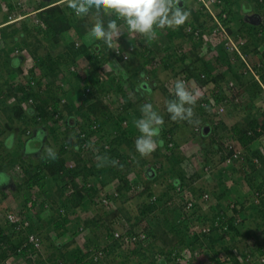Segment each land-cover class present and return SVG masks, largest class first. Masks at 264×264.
I'll use <instances>...</instances> for the list:
<instances>
[{
	"label": "trees",
	"instance_id": "1",
	"mask_svg": "<svg viewBox=\"0 0 264 264\" xmlns=\"http://www.w3.org/2000/svg\"><path fill=\"white\" fill-rule=\"evenodd\" d=\"M255 3L261 7L258 12H260L263 17L262 20L264 21V0H255ZM232 4H235L234 0H223V4H221L222 12L226 13V17H222L220 14L219 17H221L224 24H227L229 32L233 31L232 22L235 21L239 24V33L245 37L243 48L246 51L256 53L257 46L264 40V24L260 23L259 25H253L242 17H240L239 22L236 21L239 17L233 12ZM239 5L241 6V3H239ZM257 8L258 7H254L256 10ZM21 11L22 9L16 0H0V114L2 116L8 115V127L10 126L11 128V126H15V130L19 132L27 130L26 127L22 128L19 126L22 120H25L24 115L26 113L21 106V102L30 99L32 100V106L38 111L36 113L41 114L42 118L50 116L48 115L50 112L45 114L46 111L43 110V107L48 103L49 99L52 98L54 99L52 108H57L59 105V97H57L56 89H54L56 87L61 89L59 86H55L54 82L56 79L55 74H58V72L60 73L58 66L60 62H64L67 66L76 63V61L73 60L75 54L79 52L85 54L83 57L87 59V66H84L83 75H79L80 73H77V71L76 73L72 72V74L78 79H84L85 85L82 89L84 93H87V96L89 94L91 95L93 101L86 106V110L82 109L83 103L79 102L78 106L75 107L70 99H68L65 105L71 114H73V112H78L77 114L83 115L89 112V114L98 115H95L96 118L91 116L90 120L82 123H80L79 120L75 125L72 122L68 123L69 127L65 128V132L63 131L64 135L59 141L60 147L56 152L57 158L55 160L47 159L46 153L43 151L39 157L30 159L31 161L26 158L27 161L30 162L29 165L25 166V158L20 156L19 152L20 145L17 146L18 149L15 147L7 150L4 146L2 147L0 140V146L5 152V154L0 152V157L4 158L0 159V167L8 170L7 172L9 174L11 173L9 168L17 162L20 163L24 170L22 183L26 189V196L23 195L21 203L18 202L13 205L6 201L5 203L10 209H17L22 222L25 220L28 221V223L21 228V232L18 233L13 231L11 224L7 220L3 219L4 222H0V264H15L11 263L10 260L17 254L24 258L28 264H113V258L116 259V264H130V260H133L136 264H177L175 263L177 262V258H182L183 256L187 264H223L221 252H226L230 257H233V250L236 248L242 251V249L245 248V244L250 245L255 251H258V253L263 254L264 240L260 245L258 241L250 242L249 240L252 234H254V230L257 228L261 229L264 233V190L259 195L258 202L251 203L250 205L247 203L245 204L242 197L238 195L239 208H234V211L238 212L237 216L240 218L239 222H237L236 215H228L225 209L217 210L213 205L218 202V206V204L231 193L230 187L222 185L224 180L222 176L226 168L227 170L232 169V173H235V170L238 168V166L234 164L227 163L231 151L225 148L222 141L223 137H236L245 149L244 157L249 161L251 160V156H257L259 158V163L264 167V150L261 148L257 150L259 146L253 149L250 148L252 142L256 140L258 136L264 134V113L259 112L255 105L257 95L264 92V50L261 52L263 58L261 60L259 59L261 62L260 66H257L260 79L255 78L252 74H245L244 76L235 73L228 59L226 58V60H223L225 64H227V67L233 72L236 81L239 82L240 89L248 92L246 98L242 99L239 97L238 101H236V94H230L221 88L216 90V92L213 91L214 87H211L213 89L210 92L202 90L204 92L203 94L201 93V97L204 99L205 104L204 106H199L204 112V115H201V117L203 121L207 119V121L214 126L213 134L215 135L211 136L210 141H216L217 148L212 147V144L208 150V143L205 145L206 147L202 148L207 151L205 152L207 156L203 158L204 163L201 164V167L205 166V164L212 166L211 162L216 164V170L211 167L208 169L213 175H207V177H205L208 182L214 180L213 185L210 187L206 186V181L202 184L195 183L194 180L196 178H202L201 174L203 171L199 172L200 169H198L194 174L188 175V167H181L180 165L183 157L180 156L173 161L171 170L164 167V163H161V165L155 167L156 176L152 178L143 176V185L141 189L138 190L135 186L130 184V181L126 177V175L133 170L131 169V163L134 160L132 158L138 156L134 147L135 142L129 136L134 134L137 130L134 122L141 117V112H139L138 109H135L132 113L130 112L128 106L131 105L132 96H130L128 91H131L134 83L139 79L137 72L140 66L146 70L145 63H141L139 67L134 66V61L132 59V50L134 46L130 45L132 46V50H128L120 43L121 49L127 50L125 61L131 66V70L129 69V71L127 70L128 72L125 73L127 76L126 86L123 88V83L115 79V76H110V82L112 84L110 85V83L104 80L100 81L99 78H97L98 70L103 67V64H109V59H105L107 55L105 51L100 50L101 54L98 52L95 54L90 53L86 49V46L91 44L88 39L83 38V43L77 47L73 42L69 43L65 37V32H67L69 28L74 29L77 35L81 37V35L87 32L92 26L93 21H84V17H75L72 10L61 2L60 4L51 5L38 11L35 17L27 16L20 19L22 28H17L16 22L18 20L12 18L20 14ZM200 16L203 17V22L205 20L208 22L211 20L209 14L199 9L194 12L193 17L195 20H192V22L200 23L197 20ZM108 19L109 17H107V20ZM107 20H105V23ZM200 26L203 27L201 23ZM181 29L182 27H179V29H174V31L176 33L180 30V37L183 38L185 36L189 38L188 35L181 32ZM128 38L129 37L126 39ZM159 44L160 43H155L157 46ZM43 45L47 46L45 51H48L50 47L55 48L57 45H60L61 49L58 50V54L55 55L56 57L54 55H51L53 56L51 57L47 52L49 59H46L44 58L46 52H44L43 55L40 50ZM157 46V51L155 48L154 54H160V48ZM168 46L167 44L164 49L168 50ZM66 49H68V52H65ZM110 52L112 54L111 49ZM217 52H219V59H223L224 53L222 54L220 49H218ZM19 54L23 55L24 60L22 59V63L26 59H35L37 63L36 66H42L48 72L42 73L40 71L34 73V64L24 68L18 66L15 72H12L13 68L11 63L13 62L11 61L16 57L20 58ZM141 54L143 53L141 52ZM166 55L171 59L172 52L167 51ZM115 58H113V60L117 62L120 60L119 58H121V56L119 55L118 58ZM202 60L204 61L203 66H201V63H198L199 57L196 49H189L182 55H178L176 59V61L183 66L181 71L185 73L187 78H191V81H195L194 83L198 90L203 89L206 85L212 86L213 81L218 83V80L223 76L221 74H224L223 72L214 74L213 70L215 64H209L208 59L205 60L203 58ZM149 62L151 61L149 60L148 63ZM163 62L165 68L170 65L165 60ZM173 70V76L179 72L174 68ZM148 72L150 74L153 73L152 78H156V72L154 70L151 69L148 70ZM40 75L44 77H46V75L48 76L46 77L48 78L46 90L41 87L43 81H41ZM35 83L40 84L39 89L42 90V92L36 90ZM111 86L120 90L126 100L124 110L117 115H113V117L109 112L110 110L108 111L109 108L107 104L103 103V98L107 95L106 93L112 90ZM161 86L162 93L168 95V100L173 99L172 92L167 87ZM74 88L75 90L77 89L76 85ZM34 98L36 99V103H33ZM220 101L228 102L230 104V111L234 109L240 114L237 113L239 116L238 120L230 127L229 132L224 131L219 133L215 130L217 125L214 123L213 109L216 103ZM196 114L197 111L194 110V121L199 122L197 121ZM27 115L28 114H26V116ZM130 116L134 118V122ZM162 117L164 119V124L162 125L163 132H161V135L164 148L166 150L179 148V143L171 135L173 133V123L175 122H169V120H167L169 116ZM52 118L54 120L53 122H56V119L61 117L56 115ZM122 121L126 123L121 124ZM167 122L172 127L166 128ZM185 122L188 123L187 121ZM93 124H96L97 128L92 127ZM218 124L222 128H226L221 122H218ZM107 125L110 126L107 127ZM249 130L251 132H249ZM192 131L194 132L193 129ZM3 132H5V129L0 125V134ZM91 137H94L92 140L93 142H90ZM123 142L124 146H122ZM87 148L90 150L87 157L82 156L80 152ZM159 149L160 147H157V150L154 151V155L156 157L162 156L164 157L163 160H165L166 154L160 151L158 154L157 152ZM208 152L209 154L217 152L218 156L215 155L217 160L216 158L212 159V157H208ZM97 155L114 159L118 161V165L113 167L109 164L105 167L97 168V160L95 159ZM127 155L131 158H128ZM125 156L128 160L131 159V161H127ZM64 157H69L67 160L71 159L72 164L69 166L66 165ZM157 159L161 160L160 158ZM138 162L144 165L149 161L140 157ZM250 166L255 167L252 163L249 164V167ZM170 171H173L176 175L169 182L173 183L175 179H179V190L187 188L196 196L197 201L194 204L195 208H182L177 210L175 215H164L158 220L156 217L158 215H153L151 214L152 212L149 214V212L156 211V208H160V205L162 207V204L166 203V200L168 201L171 196L169 190H171L172 187L170 189H167L169 187H161L160 190L156 191L153 182H157L159 179L157 183H162ZM135 173L138 175H142L143 173L137 165L135 167ZM216 173L221 176H217ZM255 176L256 175L252 177L237 174L228 175L229 178L233 177L232 179L234 181H238L237 179L239 178L244 179L246 183L251 184L252 188H262L264 186V175H259L260 179L257 181L253 179ZM78 177H82V179H77ZM112 179H117L118 181L115 190H106L103 196H101V190L96 188L94 183L97 182L105 186ZM88 180L90 182H95L91 184ZM67 185L71 186V190L65 193L64 188ZM177 188L174 187V189ZM0 191L5 192L1 189ZM127 191L130 192V196L133 195L135 198L137 197L139 199L137 212L132 215H130V211L127 210ZM204 193H209L214 201L208 200L204 203L203 200H201ZM40 194H44L45 199H49V203L46 202L45 205V203L42 202L40 204V201H42L41 199L38 201V195ZM180 198L183 202L182 204H184V198L181 196ZM30 199L33 202L31 207L27 204ZM109 200H111V202H117L118 205L112 207ZM38 202L41 205V209L39 212H36L33 209ZM59 207L65 211L63 214L60 212L61 209H59ZM249 208L252 209L251 212L247 211ZM83 210H86L87 214V217L84 219L80 213V211ZM38 213L44 215L45 218L42 216L39 217ZM83 215L85 214L83 213ZM194 215H196V217L193 221L192 217ZM207 218L213 221V225L210 226L209 231H194L192 233L189 230L190 223H200ZM247 219H251L253 223L251 225H246ZM142 220L147 224V226L143 227L146 232V238L136 239L134 242L135 244L137 242L142 243L151 237V241L148 245L137 243L136 246L128 250L122 249V252L121 250L119 252L114 251L117 246L125 241V237L129 233H132L134 227L139 225ZM214 221H219L221 225L226 224L227 227L220 231L218 229L219 224L216 225L218 222L214 225ZM49 224H52V226L54 224V227H49ZM241 225H245V228H242V230H240ZM69 229H72V233H75V235L85 229L89 231L88 233H90L91 236L85 239L84 247L77 243L68 246L61 241L56 242V238L65 235V232ZM53 230H58V232L56 231V235L52 233ZM117 231L119 232L118 236L115 235ZM34 232H37L36 235ZM31 233L37 237L39 242L38 245L34 243V239L29 240V234ZM14 235L18 237L17 240L12 239ZM104 236H106L105 240L107 242L105 245L107 247H101L99 244L104 241ZM72 240L74 241V239ZM156 241H160V243L157 244ZM99 248H102L104 251V258L98 256L97 253ZM185 248L189 251V255L184 254ZM157 255H160V257H157ZM19 256L18 258H20ZM201 256L204 257V260L199 259ZM255 263L256 262L253 264ZM260 264H264V260L260 261Z\"/></svg>",
	"mask_w": 264,
	"mask_h": 264
},
{
	"label": "rangeland",
	"instance_id": "2",
	"mask_svg": "<svg viewBox=\"0 0 264 264\" xmlns=\"http://www.w3.org/2000/svg\"><path fill=\"white\" fill-rule=\"evenodd\" d=\"M234 2H235V4H232L231 6H232L233 12H235V15L239 17L236 20L238 22H239L240 17H242V18L244 17V15H243L244 12L241 13V9L243 10L247 6H251L252 4H255V0H242L243 3L240 2V0H234ZM26 3L28 4V8H29L28 10L35 9V7H34L35 5L31 4V2L29 0H26ZM239 3H241V6L239 5ZM23 6H24V4H23ZM197 15L199 16V13L198 12H197ZM190 18H192L191 20H193V21L195 20L194 17H190ZM197 20L203 25V28L206 29V31H207L208 30V27H209V25L207 23V20H205L203 22V17L202 16L198 17ZM186 23H188V19L186 20ZM16 24H17V26H16L17 28H22V26H21L22 24H21L20 20H18L16 22ZM183 25H185V23ZM175 29H177V28H175ZM178 32L175 33V31H173V32L167 33V32H164V29H163V30H160V31L156 32V38L154 40H151V41H149L145 37H142L141 35L133 34L131 36H128L130 38H128L125 41L123 40V42H121V45L125 49L127 47H129L130 45H132V46H136V44L139 45L138 46L139 52H137V50H134V49L132 50L133 51V53H132V59H133V61L134 60H137L138 61L140 59L139 65H141V63H143V64L145 63L146 70L147 71L152 69V70H154L156 72L155 73L156 74V78L155 79H151V80L148 81V77H145V74H142V72L145 69L144 68H140L138 70L137 73H138V77H139V79H138V82H139L138 83V87L140 89L139 91L141 93L142 92L143 93H145V92H151L152 93V100H151V102H148L147 100H144V98H141V100H137L135 98L136 99V102H137L136 103L137 109L139 110L140 109V106L143 105V104H145V103H151L153 105L154 109L156 111H158V113L161 116H169V118L167 119V120H169V122H174V121H172L170 119V115L166 111V103L165 102L168 100V95H165L164 93H162V89H161L162 86L161 85H163L165 87H168L169 84L167 83V80L170 81L171 78L174 77L173 76V71H174L173 68L174 69L175 68H178V63L179 62L176 61V59H177V55L179 54V49L182 48V49H184V51H187L190 48L196 49L193 46V44H191L189 41H186L185 40V38H186L185 36L183 38L180 37V30H178ZM65 33H66L65 34V37H66V39H67V41L69 43H72V42H74V40H78L79 39V36L75 32V30L72 29V28L67 29V32H65ZM173 33H175V34L173 35ZM246 36H248V35H246ZM138 37H140V39H137ZM80 38L82 39V37H80ZM122 38H123V35H121V39ZM205 38H207L206 35L202 39V42H201V43H203L202 46H205L208 43V40L205 39ZM133 41H136V44L133 43ZM68 42H66V43H68ZM152 42L153 43H160L159 45H160L161 48H164L168 44L169 45V48L171 49V52H172L171 59L168 56H164L163 58H160V55L159 54H154L155 53V49H154V53H153L154 54L153 55L154 57H152V56L148 57L146 53L148 52V49L149 48L146 49L145 48V46H146L145 44L152 43ZM60 43H62V42H60ZM46 45H49V44H46ZM46 45H43L40 48L41 53L43 55H44V52H46L45 55H44V58H46V59L47 58L49 59V57L47 56L48 53L50 54V56L51 55H54L55 56V55L58 54V50L61 49L60 48V45H57L55 48L50 47V49H48V51H45V48H47ZM69 47H70V45H69ZM212 47L213 48L209 49L210 52L207 51V50H202L199 53V55H198V57H199L198 63H201V66H203L204 65L203 64L204 61L202 59L203 58L205 60L208 59L209 60V64L215 63V67L216 68H214L213 73L214 74H219L220 72L222 73V70L224 68V65L223 64H225V62L223 60H226V53L224 54L223 59H219L220 56H219V52H217V50L220 49L222 51V54H223V48H222V44H221V41L220 40L217 41L216 48L214 46H212ZM140 50L143 52V54H141ZM65 52H68V49H66ZM152 52L153 51H151L150 55H152ZM250 53H251V60L254 61V62H256V59L259 57L258 54H256L255 52H252V51ZM80 55H81V53L75 54V58H74L73 61H76V60L80 59ZM51 57H53V56H51ZM14 59L16 60L17 57L14 58ZM164 59H165V61H167L170 64L166 68L164 67L165 65H163L164 64V62H163ZM149 60H151V62L148 63ZM19 61L20 60L18 59V62ZM33 62L36 63L35 59H33V60L32 59H26L25 60V67H28L30 65H33ZM82 63H84V61H82ZM36 65H37V63H36ZM60 65L58 66L59 67L60 74H59V72H58V74H59V77H60V79H61L62 82H58L57 81L55 83V86H59L61 89H59L58 87L54 88V89H56L57 97H59V101H58L59 105H58L57 108H52V104L54 103V99L52 98V99H49L48 103L45 104V106L43 107V110L46 111L45 114H48L50 112L48 114V115H50L49 117L42 118L41 114L36 113L38 111L35 109V107L32 106L33 105V104H31L32 102H30L28 104H26L25 102H21V105H22L23 108L30 107L29 109H31V111H29L30 115L29 116L28 115L26 116V113H25V115H24L25 116V120L24 121L22 120L21 124L19 125L22 128L23 127H26V128L29 127V128L27 130H25V131L22 130L23 132L20 131L21 133L18 131L19 133L17 135L18 138L21 139V141H24L21 144V148H19V150H21L22 153L25 155V157H27V159H29V160L30 159H35L36 157H39L41 155V153L43 151H45V149L48 148V147L55 148L56 152L59 149V147H60L59 146V143H60L59 141L61 140V137L64 135L63 131L65 132L66 129H65V126L62 125L63 122H64V120L58 118V119H56V122L55 123L53 122L54 120H53L52 117L53 116H56V115L53 114L51 111H54V109H55V111H59V109L61 107L62 100L65 98L66 99L65 101H68V93H71V96L69 95V97H70V100L73 102V105L75 107H77L78 104H79V102H81V103H83L82 109L86 110L85 109L86 106L90 103V101L85 100V96H83V93H81V88L78 91H77V89L75 90V88H74L75 83L74 82L71 83V81H69L68 77H69L70 73L68 72V70L66 68V67H69V66H67L64 62H60ZM84 65H86V64H84ZM84 65H79L80 72H83L84 71V68H85ZM124 67H127V66H124ZM225 67H226V64H225ZM89 68H91V67H89ZM35 70L36 71H39V69H37V68H35ZM41 71L48 72L45 69H42ZM119 72L121 73V68L120 67L117 69V72H114V75L115 76L118 75ZM178 74H180V73H178ZM178 74H176V75H178ZM0 75H1V71H0ZM108 75H111V73L108 74ZM221 75H223V76L218 81H221V83L223 82L221 84L222 85L221 87H222L223 90H224V88H227V89H225V91H227L228 93H230V94H236V96H238V97L242 96L243 97L242 99L246 98V96L248 95L247 94L248 92L245 91V90L240 89L239 82H237L236 79L234 80L235 81L234 84L228 86V84H227L228 82L227 81L230 78H233V77L231 76L230 78H228L225 74H221ZM111 77H113V76H111ZM111 77H109L108 80H107V82L110 83V85H112L111 82H110L111 81L110 80ZM124 79L127 80V76H124ZM193 82H195V81L193 80ZM213 83H214V81H213ZM204 87L208 91L210 86L208 87L206 85ZM211 87H214V89H215V86H211ZM72 89H73V92H71ZM196 89L197 88H195V90ZM256 99H257V102L256 103H257V106L259 108L258 111L264 113L263 106L261 104V102L262 103L264 102V92L261 93L260 95H257V98ZM12 100H14V99H12ZM33 100H34L33 103H36V99L34 98ZM106 104H109V103H106ZM31 106H32V108H34V110L31 108ZM108 108L110 109L111 106L109 105ZM111 110H115V109L111 108ZM194 110L197 111V112H199V114L204 115L203 109H201L199 107V104L198 103H196V105L194 106ZM235 111L236 110L233 109L227 115H224L222 117L218 116V118H217L218 122H220L221 121V118H223V117L228 122L234 120V116L231 115V114L233 112H235ZM109 112L112 115V117H113V115H117V111H115V112L109 111ZM77 113L78 112H73L72 118L74 119L75 122L72 121V120L71 121L74 122V125L79 120H80V123H82L84 121L90 120L91 116L94 118L95 115H98V114L92 115L91 113L89 114V112H86L83 115H79ZM5 116H2L0 114V125H1V127H3L5 129V132H9V134L14 135V133H17V130H15L16 127L15 126L14 127L11 126V128H10V126L8 127V125H7V121H8V118L7 117H8V115H5ZM99 118H101V117H99ZM130 118H132L133 119V122H134V118L132 116H130ZM199 118H202V117H199ZM63 119L67 120V118H65V117ZM183 122H185V121H183ZM218 122L216 123V125H217L216 126V129H215L216 132L221 133V132H224V131L225 132L226 131L227 132L230 131V127H232V125L231 126H228L227 124H225V127L226 128L225 129L223 128L224 129L223 130L222 127L218 124ZM10 123H12V122H10ZM181 123H182L181 121H177V122L175 121V123H173V132L177 133L176 130L177 131H182L183 130V128L182 129L179 128L181 126ZM109 126L110 125H107V127H109ZM170 126L171 125H168V122H167L166 123V128H169ZM104 127H105V125H104ZM213 127L214 126H212V128H211L212 129L211 134H208L207 135L208 137H206V140L204 141V143H203V140L201 141V145H202V143L204 144L203 147H206L205 145H207V143H208V148H207L208 150L210 149V147H211L210 145H212V144H213L212 147L217 148L216 141H214V142L210 141L211 136L212 135H215V134H213V129H214ZM5 132H3V133L0 134V138L3 137V135L5 134ZM161 132H163V130ZM183 132H184V130H183ZM139 135H140V132L137 129L135 131V133L132 134V135H130L129 137H131V139L135 142L136 138ZM171 135H173V137L175 138L174 133H172ZM55 137H57V138H55ZM93 139H94V137H91L90 142H93L92 141ZM156 139L158 141L159 140H162V135H160ZM195 141H197V140H195ZM177 142L179 144L183 145L182 142H179L178 140H177ZM46 143H47L48 146L46 145ZM6 144L8 145V142ZM122 146H124V142L122 143ZM134 147H135V143H134ZM203 147L200 146V148H197V152L199 154L198 153L196 154V152H194L193 154H191L192 156L190 155L189 158H188V157H185L186 152H185V150L181 149L180 146H179V148H174V149L166 150L164 148V144H163L162 146H160V149L158 150L157 153L159 154V151H160L161 153L166 154V159L163 160L164 157L159 156L158 158L161 159V160H159V159H157L155 157L154 154L153 155L152 154L149 155L148 156V159H150L153 162L156 161V163H155L156 166H159V165H161V163H164V167L169 168L171 170V168L173 167V165H172L173 161L177 157L179 158L180 156H183L182 157V160L180 162V165H181V167H188V170H189L187 172L188 175L194 174V172L196 170H198V169H200L199 172H202L203 171L202 174H201L202 175V178L199 177V178H201V180L198 181V184L199 183L202 184L203 182L206 181L205 177H203V176H205V175H209V176L210 175H213L212 172H210L208 170L209 167H211V168H213V169L216 170V168H215L216 164L215 163L213 164L212 162H211L212 166L211 165H208V164H205L206 168H204L205 166H202L201 167V164L204 163L203 162V158L205 156H207V154L205 153L207 151L204 150V149H202ZM12 148H14V147H12L11 145H9V146L6 147L7 150L12 149ZM16 149H18V147ZM262 150H264V148H262ZM210 151H212V150H210ZM0 152L3 153V154H5V152L3 150H1V149H0ZM89 152H90V150H88V148H87L85 150H82L80 153L82 154V156L87 157V154ZM212 153L209 154V152H208V157H212V159H214V158H216V156H218L217 152L214 153V154H212ZM127 157L125 156V159H127V161H129ZM137 157H141L139 155V153H138V156ZM68 158H65V164L69 166L70 164H72V160L71 159L70 160H67ZM0 159H4V158H1L0 157ZM27 159L25 158V161H26L25 166L29 165V162L31 161V160L30 161H27ZM139 159L135 157L134 162L131 163V169L135 170V167L137 165L139 167V169L142 170L143 173H147V174H148V172L151 173L152 171L151 170H148L147 163L144 164V165L143 164H140L138 162ZM216 160H217V158H216ZM247 164H248V168L241 169L242 172L240 171L239 173H237L238 172L237 171L236 173H232L230 171L231 169H229L228 171H225L224 175L222 176L224 178V180L222 182V185L231 188V193H229L231 199L237 197L239 194H242L245 190L247 191L246 193L248 194L250 192V189L252 187H251V184H249V183H246V184L243 185L241 183V180L242 179L240 180V178H239V179H237L238 181H234L233 179H231L233 177L229 178L228 175H231V174L232 175H236L237 174V175H247L249 177H252V176L256 175L255 178L253 177V179L256 180V181L258 179H260L259 178V175L260 176L261 175H264V167L261 166L262 165L261 163H259L258 166L253 165L255 167H251V166L249 167V164L250 163H247ZM9 169H10L11 175H13L14 179H12L10 181L11 188H9V190L7 188V191L6 192L0 191V195H1L0 198L1 199H5L4 197L7 195V193L8 194H12V198L10 197V199H8V197H7V199H5V200L8 203H10V204L13 205V204H16L18 202L21 203V199H22L23 195L26 196V189H25V186H23V183H22L23 177H24V174H23L24 173L23 172L24 170H23V167H21V164L18 163V162L15 163ZM220 172H221V170H220ZM6 174H7V170L4 169V168H2V167H0V175H1L0 183L2 185L5 184ZM216 174H217V176H221V175H218V173H216ZM63 175H65V174H63ZM134 175L135 174L128 173V175H126V177L130 181V184H132L133 186H135L139 190L141 188V186L143 185V181L141 180V182L138 185L137 184V181L138 180H137V178ZM136 175H138V174H136ZM167 175L168 176H166L164 178V181L162 183H157L159 179L157 180V182H153V183L156 184V187H155V190L156 191L160 190L161 187L162 188L163 187H169L167 189H170L172 187L171 190H169L170 191L169 193H170L171 196L169 197L168 201L166 200V203L162 204V207L160 205V208L161 209L158 207V209L157 208L155 209L156 211H150L149 212V214L152 212L151 214L158 215V216H156L158 218V220H159L160 217H163L164 215H171V216L172 215H175L177 213V210L182 209V206H183L182 200L180 199L179 195L177 193H175L176 190H174V188H173V187H175L174 185H178V186L180 185V180L179 179H175V182L171 183L169 181L174 178V176L176 175V173H174L173 171H170ZM77 179H82V177H78ZM94 182L95 181H91L90 183L92 184ZM213 182H214V180L213 181H210V182L206 181L205 184H206V186H209L210 187V186L213 185ZM15 184H17V187H15ZM94 186L95 187L98 186L97 182L94 183ZM107 187L108 186L105 187V190H107ZM64 190H65V193L69 192L71 190V186L70 185H67L64 188ZM27 191H28V189H27ZM109 191H112V190H109ZM15 194L21 195L20 196L21 198H17L16 199ZM130 195H131L130 192L127 191V196H126L127 197V199H126L127 210L130 211V215H132L135 212H137V205H138L139 199L137 197L135 198L133 195L132 196H130ZM48 201H49V199L47 200V202ZM109 203H110V205L112 207H116L118 205V203L115 202V201H112V202H109ZM248 205H250V204H248ZM37 207L39 208V206L36 205L35 206V209ZM59 208L62 209L61 207H59ZM85 211L86 210H83L81 212V214L83 212H85ZM247 211L251 212L252 209L249 208ZM60 212H62V214H63L65 211L63 210V211H60ZM82 217H83V219L86 218L87 217V214L82 215ZM195 217H196V215H194L192 217V220L195 219ZM246 221H247L246 225H248V224L251 225L253 223L251 219H247ZM0 222H4L3 221V217H0ZM144 226H147V224H146V222H144L142 220L141 223H140V225L137 228L134 227V229H138L139 227L143 228ZM242 228H245V225H243V226L241 225L240 230H242ZM72 231H73L72 229L67 230L65 232L66 233L65 235H68V234L69 235H72ZM87 232H89V231H84V232H82V234H79V235H75V233H73L72 237L74 239L80 241L78 243V245H81L82 247H84L83 242L85 241V239H87V238H85L84 234H86ZM87 235H90V233H88ZM12 239L13 240H17L18 237H16L14 235ZM105 239H106V236H104V241H102L101 243H99L101 245V247L106 246L105 244H106L107 241ZM263 240H264V233L262 232L261 229L257 228V229L254 230V234H252V236H251V238H250L249 241L250 242L258 241L259 242V245H260V244H262ZM150 241H151V237L149 239L145 240V242H142V243H144V245H148V243ZM137 243L138 244H142L140 242H137ZM137 243L135 244V242L134 243H131L129 241L128 242L124 241L121 245L117 246L114 251L119 252L121 250V252H122V249L128 250V249L133 248L134 246H136ZM156 243L159 244L160 241H156ZM73 244H69L68 246H71ZM245 246H246V244H245ZM100 249L102 250V248H99L98 251ZM256 252L258 253V251H256ZM258 254L261 255V256H263V260H264V253H263V255L261 253H258ZM185 255H189V251L186 250V248H185ZM18 256H19V254H17L14 258H12V261H14L15 264H28L27 261L24 260V258H22L20 256H19L20 258H18ZM103 256L105 257L104 254H102L100 257L101 258H104ZM203 258L204 257H202V256H201V258L199 257V259H201V260H204ZM112 262H113V264H116L117 261H116V259L113 258L112 259ZM253 263H251V264H253ZM258 263L260 264V261H257L255 264H258ZM108 264H110V263H108ZM130 264H136V263L133 260H130Z\"/></svg>",
	"mask_w": 264,
	"mask_h": 264
},
{
	"label": "clouds",
	"instance_id": "3",
	"mask_svg": "<svg viewBox=\"0 0 264 264\" xmlns=\"http://www.w3.org/2000/svg\"><path fill=\"white\" fill-rule=\"evenodd\" d=\"M16 1L20 5V8L22 9V13H20L17 16L12 18L15 20L16 19L20 20V19L27 17V16L35 17L37 15L38 11H40V10H42L48 6H51V5L60 4L61 2L66 4L67 8L72 10V12L75 14V17L83 18L86 16H91L93 23H92V26L87 30L86 36L90 39L95 40V41H103V43L106 44V46L103 47L101 45V43H98V44H92L91 43L88 46H86V49L88 50V52L94 53V54L97 52L100 53V50H104L105 53L107 54L105 56V59H109L108 60L109 64L106 65L104 63L103 67H101V69L98 70L97 78H99L100 81L104 80L107 82V80L110 76H115L114 71H115L116 66L114 67V65H113L115 63L113 58H115V57L118 58L119 55L111 54L110 49L113 48L114 42L115 43L117 42L120 45V43L118 42V39L121 37L122 32H121L120 26L118 25V20L123 21L125 23L126 30L128 29L127 32L129 31L128 33L126 32L128 36H131V35L136 33L137 35L144 36L149 41L154 40L156 38V29H165V28L174 29V28L182 25L181 31L184 32L186 35H188L190 38L189 39L186 37L185 40L189 41L191 44L197 45L198 53H200L202 50L209 51V49L213 48L212 46H214L216 48L217 41L220 40V39H218V40H215L214 42L210 40V27H211L212 22H213L212 20H210L209 22L207 21V23L209 25L207 31L202 26H200V23H195L192 21L186 23V20L188 19L190 13L188 11L182 9L179 5L181 2L185 3L188 0H41V1H43L41 6H40L42 9L35 8L33 10H28L29 8H28V4L26 3V0H23V1L22 0H16ZM23 4H24V6H23ZM256 5H258V4L255 3V4H252L251 6H247L243 10L241 9V12L245 13V11H244L245 9H250V13L258 12V10L254 9V7ZM221 9H222V6H221ZM258 13H260V12H258ZM104 17H109V19L107 20L106 23H105ZM111 17H115V18H111ZM243 19L248 22L247 18L243 17ZM184 23H185V25H183ZM248 23H250V22H248ZM250 24H252V23H250ZM189 25L192 27H199L201 29V32H200L201 34L199 37L195 38L190 32L185 30L186 26H189ZM253 25H257V24H253ZM205 35L207 36V38H205V39L208 40V43L206 45L204 44L205 46H202L203 43H201V42H202V39ZM137 39H140V37H138ZM73 43L75 46L79 47L83 43V38L81 39L79 36V39L74 40ZM221 44H222V42H221ZM134 49H135V46H134ZM180 49H179L180 52L178 55H182L185 52L184 49H182V48H180ZM191 49H193V48H190V50ZM79 53H81L80 59L76 60V63H73L71 66L69 65V67H67V70L71 75H73L72 72L76 73V71H77V73H80L79 75H83V73H84V71L80 72L79 65L86 64L87 59H86V57H83L85 55V54H83V52H79ZM223 53L224 54L226 53V58L230 62L235 73L241 74V75L251 74L250 72H248V73L240 72L239 68H238V65H239L238 61H235L236 63L235 62L232 63L228 57L227 52L224 50V48H223ZM256 54H258V53L256 52ZM258 56H259V54H258ZM20 57H21V55H20ZM21 59H22V57H21ZM119 59H120L119 60L120 62L122 60L125 61V59H122V57ZM259 59L260 58L258 57L256 59V61H260ZM83 60H85L84 63H82ZM24 64H25V61H24ZM33 64L35 65L34 66L35 68L39 69L38 72H40L42 69H44L42 66L37 67L36 63H33ZM257 66L259 67L260 65H257ZM182 68H183V66L180 63H178V68H175L176 71L177 70L179 71V72H177V74L182 72L181 71ZM38 72H36V73H38ZM41 72H44V71H41ZM110 73H111V75H108ZM231 73H232L233 78H230L227 81L228 86H229L230 80H233V84L235 82L234 81L235 76H234L232 71H231ZM142 74H145V77H148V81L151 79H155V78H152L153 73L150 74L146 70H144L142 72ZM258 74L260 76L259 71H258ZM121 76H122V74H120L119 77H116V79L123 83V88H124L126 86L127 80H125L124 77H121ZM125 76H126V74H125ZM176 76L177 75H174V77H176ZM43 80L45 82L43 81V84L41 85V87L45 90L48 78L43 79ZM57 81L62 82L59 76H56V79L54 80L55 83ZM170 81H167V83L168 84L172 83ZM138 83L139 82L136 81L134 83V86L131 88V91H128L130 96H133V97H131V100H132L131 105L128 106L130 108L131 113L133 111H135V109H137L136 99L141 100V98H144V100H147L148 102H151V100H152V93L151 92H145V93L142 92L141 93L139 91L140 89L138 87ZM222 83H221V81H218V83L214 82L213 86L215 85V87H216L215 89H217V90L219 88L222 89V87H221ZM84 85H85V83H83L81 86H79V85H78V87L76 86L77 91L81 88V93H83V96H85V100L91 102V101H93L91 99L92 98L91 95L89 94L87 96V93H84V91L82 89L84 87ZM39 87H40V84L35 83L36 90L38 92H42V90H40ZM111 87H112L111 88L112 90H110L109 92L106 93L107 95H105V97L103 98V103H109V104H107V106L110 105L111 108H113L115 110H111V108L108 110L113 111V112L117 111V114H118L124 110V107H125L124 104H125L126 100H125V97L122 95V92L120 90L113 88V86H111ZM173 87H174V89L172 90V94H173L174 98L167 100L165 102L166 103V111L170 115V119L174 122L175 121H187L188 123H185V124L192 123L191 124L192 126H190V128L192 127L194 132H197L196 135H198V137H200L201 132H203V135L205 134L206 137H208L207 135L211 134V132H212V129H211L213 126L212 123H209L208 121H206V123H205L202 120V118H199V117H201V114H199V112H197V114H196L197 115V121H199V122L194 121V106L196 105V103H198L199 106H204L201 103L203 98L201 97V93H200V91L203 90L204 87L201 90H198V89L195 90V88H197L195 85L187 87L186 83L183 80H179V79L173 83ZM123 88H122V90H123ZM167 88L169 89V86ZM263 88H264V85H263ZM225 89H227V88H224V90ZM240 97L243 98L242 96H240ZM68 99H70V97H68ZM65 100H66L65 98L62 100L61 107H60L59 111H55V110L51 111L53 114L60 116L61 117L60 119L64 120V122L62 124L64 126H65V123H66V125H68L69 120L74 121V119L72 118L73 114H71L68 111V109L65 105V103H67L68 101H65ZM25 102L30 103V102H32V100L31 101L28 100ZM256 102H257V99H255V105L258 108ZM217 103H222V102L220 101ZM224 104L226 107L224 112H218L216 109V105H215V107L213 109L214 110V117L216 118V119L214 118L215 119L214 123L218 122V120H217L218 116L222 117V116L230 113V106H229L230 104L228 102H225ZM139 110L138 111L141 112V117L138 118L134 122L135 127L140 132V135L135 140V149L139 153L141 158H145L146 156H149L151 154L153 155L155 153L154 151L157 149V147H160L163 145V140L158 141L156 138L161 135L162 125L164 124V119L158 113V111H156L154 109V107L151 103H145V104L141 105ZM233 114H236V113L233 112L231 115H233ZM64 117L67 118L68 121L63 119ZM72 121H70V122H72ZM124 121H122L121 124H125L126 122H124ZM74 122H72V123L74 124ZM220 122L224 125L228 121L225 120L223 117V118H221ZM205 125L208 127L206 132L202 131V129ZM92 127L97 128V125L93 124ZM196 127H197V129H196ZM174 136H175V134H174ZM201 138L203 139V137H201ZM229 139H236L239 142V140L236 137H223L222 141H223L224 145H225L226 141ZM204 141H203V143H204ZM203 146H204V144H203ZM225 148H226V146H225ZM83 150H85V149H83ZM45 153H46V158L49 160H55L57 158L56 151L51 147L46 148ZM138 153H137V155H138ZM135 157L140 158L137 156H135ZM128 158H130V157L128 156ZM156 158H158V157H156ZM95 159L97 160V165H96L97 168H102V167H105L109 164L113 167L118 165V161H116L114 159H110L107 156L97 155L95 157ZM132 159L135 160V158H132ZM129 160L131 161V159H129ZM134 160H133V162H134ZM146 160L149 161L147 163L148 170H151L152 172L151 173L148 172V174L142 173V175H144L145 177L149 176L150 178H152V177L156 176V169H155L156 161L153 162L150 159H146ZM205 168H206V166H205ZM129 173L136 175L135 170H132ZM12 179H14V177H13V175H10L6 181V182H8V184H10V187H11L10 181ZM137 180H138L137 184L139 185L141 180L139 178H137ZM97 184H98V186H96V188H99L101 190L100 195L103 196V193H105V191H106L105 187L108 186V184L105 186H103L99 183H97ZM153 184H155V183H153ZM174 186L176 187L178 185H174ZM15 187H17V184H15ZM152 198H153V196H152ZM229 199H231L230 195H228L226 197V199L224 198L218 204V206L225 204L226 201H228ZM39 200H40V196L38 198V201ZM46 202L47 201H44L45 205H46ZM109 202H111V200H109ZM48 203H49V201H48ZM38 204H39V202L36 205H38ZM32 205H33V202H32ZM214 207L217 208V206H214ZM182 208L185 209L184 204H183ZM33 210H35V206H34ZM61 211H63V210L61 209ZM81 212L82 211H80V213ZM83 213L86 214V211ZM83 213H82V215H83ZM139 225H137L136 228ZM139 228H141V227H139ZM135 230H137V229H134L133 232ZM115 235H116V232H115ZM133 243H134V241H133Z\"/></svg>",
	"mask_w": 264,
	"mask_h": 264
},
{
	"label": "built area",
	"instance_id": "4",
	"mask_svg": "<svg viewBox=\"0 0 264 264\" xmlns=\"http://www.w3.org/2000/svg\"><path fill=\"white\" fill-rule=\"evenodd\" d=\"M195 1H196L197 8H199L203 12L209 14V17L213 21L212 25L210 27V40L214 42L215 40L220 39L222 42V47L227 52L228 57L231 60V62L234 63L235 61H238L239 71L243 72V73L250 72L256 78L259 79V74H258V70H257L256 66L260 65L261 62L260 61H256V62L252 61L251 60V53L249 51H246L243 48V44L245 43V37L242 36L240 33L233 32L234 30L232 32H229V30L227 28V24H224L223 20H221V17H219V14L222 17H226V13L222 12V9H221V4H223V0H195ZM256 7H258L257 10L260 11L261 7L258 5H256L255 8ZM73 15L75 16L74 13H73ZM262 19H263V17L261 16V20L257 25H259L260 23L264 24V21ZM228 26H229V23H228ZM185 30L190 32L195 38L199 37L201 34L200 33L201 29L199 27H192L189 25V26H186ZM142 37H144V36H142ZM127 49L132 50V46L127 47ZM180 50H179V52H180ZM263 50H264V40H263V42L259 43V45L257 46V53L259 54L260 60L263 58L261 56V52H263ZM111 51H112V54H114V55H120L122 57V59H126V57H127V52H126L127 50L123 51L117 42L116 43L114 42V45H113V48H111ZM178 79L183 80L187 86H194L195 85V83L193 81H191V78L190 79L187 78L185 76V73L181 72L176 77L171 78L170 82H172V83L169 84V90L171 92L174 89L173 83ZM231 84H233V80L229 81V85H231ZM212 89L213 88H211V86H210L208 91L205 89V87L203 90L210 92ZM216 90L217 89H214L213 91L216 92ZM204 91L201 90L200 93L203 94ZM238 99H239V97L236 96V101H238ZM29 101H31V99ZM201 103L203 105L205 104L204 99L201 101ZM224 103L225 102L223 101L222 103L216 104V109L218 112H224V110L226 109ZM261 104H262L263 110H264V102L263 103L261 102ZM196 129H197V127H196ZM249 132H251V131L249 130ZM256 141H258V143H259V148H261V149L264 148V134H261L260 136H258V138H256ZM225 146H226V149L228 151H231L230 156L227 159V163L234 164L238 167H240V165H241L242 168H248V164H246L247 159L244 157V148L236 139L227 140L225 143ZM251 163L255 166H258L259 165V158L257 156H251ZM242 180L244 181V179H242ZM242 180H241V183L243 185L246 184V182L245 181L243 182ZM177 187L178 186H176V188ZM174 190H176L175 193H177L179 196L184 198V202H185L184 208H186V209L195 208L194 204L196 203L197 198L187 188L179 190V187H178L177 189H174ZM263 190H264V186L262 188H251L250 192L248 194L246 193L247 191L245 190L242 194H239V195L242 197V200H244L245 204L246 203L247 204L256 203V202H258L259 195L261 194V192ZM237 197H235L233 199H229L228 201H226L225 204H222L219 206H217L218 202H216L214 204V206H217V208H218L217 210H221V209L224 210L225 209L228 215H236L237 222H239L240 218L237 216L238 212L234 211V208H236V209L239 208V202H238L239 199ZM201 200H203L204 203L208 200L214 201V199L211 198L209 193H204L202 195ZM5 201H6L5 199H3V201H2V199L0 198V217H3V219L7 220L11 224L14 232H16V233L21 232V228L24 225H26L28 223V221L25 220L24 222H22L17 209H10L9 206L6 205ZM27 204L31 207L32 206V200H29ZM212 223H213V221H211L209 219H204L200 223L199 222L190 223L189 224L190 225L189 230L192 233L194 231H197V232H200V231L205 232L206 231L207 232V231H209L210 226L213 225ZM215 224L216 225L219 224L218 229L220 231L227 227L226 224L221 225L219 221H214V225ZM116 235L118 236L119 232H116ZM140 238L141 239L146 238V232L144 231L143 228H138L134 232L129 233L125 237V241L126 242H128V241L133 242L136 239H140ZM33 239H34V243L38 245L39 242H38L37 237L34 236L33 233L29 234V240H33ZM103 252H104L103 250H99L97 253L98 256H101L102 254H104ZM233 254H234L233 257H230L228 255V253L221 252V259L223 261V264H251L255 261L257 262V261L263 260V256L259 255L250 245H246L245 248L242 249V251L235 248L233 250ZM157 257H160V255H157ZM183 257L182 258L178 257L176 263H179V264L187 263L184 261L185 257L184 258Z\"/></svg>",
	"mask_w": 264,
	"mask_h": 264
},
{
	"label": "crops",
	"instance_id": "5",
	"mask_svg": "<svg viewBox=\"0 0 264 264\" xmlns=\"http://www.w3.org/2000/svg\"><path fill=\"white\" fill-rule=\"evenodd\" d=\"M30 2H31V4H33V5H35L34 7L35 8H40V9H42L40 6H41V4H42V2L43 1H41V0H29ZM240 2H242V0L240 1ZM243 3V2H242ZM180 7L182 8V9H184V10H186V11H188V12H190V15H189V17H188V22L189 21H192L191 19L192 18H190V17H193L194 16V12H196L197 10H199L198 8H197V5H196V1L195 0H188L187 2H181L180 3ZM3 11V10H2ZM21 13H22V11H21ZM242 13V12H241ZM104 19L105 20H107V17H104ZM84 21H93L92 20V17L91 16H86V17H84ZM118 25L120 26V28H121V32H122V35H123V38L121 39V37L118 39V42L119 43H121V42H123V40L125 41V40H127L126 38L128 37V35L125 33V32H127V30H126V27H125V23L124 22H120V21H118ZM231 25L233 26L232 28H233V32H235V33H239L240 31H239V24H237L235 21L234 22H232L231 23ZM180 27V26H179ZM179 27H176L177 29L179 28ZM175 29V28H174ZM174 29H172V28H165L164 29V32H167V33H170V32H173L174 31ZM160 30H163V29H156V32H158V31H160ZM128 33V32H127ZM136 34V33H135ZM175 33H173V35H174ZM165 36V35H164ZM163 36V37H164ZM81 37L82 38H84V39H88V41H90L92 44H98V43H101V45L104 47V46H106V44H104L103 43V41H95V40H93V39H90V38H87V36H86V32L84 33V34H82L81 35ZM121 39V40H120ZM115 41V40H114ZM133 43H135L136 44V41H133ZM146 46H145V48L147 49V48H149L148 49V52L146 53L147 54V56L148 57H150V56H152L153 57V53H154V49L156 48V46L157 45H155V43H147V44H145ZM138 46L139 45H137L136 44V46H135V49L134 50H137V52L139 51V49H138ZM193 46H195V48H196V52L198 53V47H197V45H194L193 44ZM157 47H159L160 48V58H163L164 56H167L166 55V53H167V51H171V49L169 48V46L167 47L168 48V50H165L164 48H161L160 47V45H158ZM125 50V49H124ZM123 50V51H124ZM151 51H153L152 52V55H150V53H151ZM156 51H157V48H156ZM140 52H142L141 50H140ZM143 53V52H142ZM158 53V52H157ZM199 54V53H198ZM21 55V57H22V59L24 60V58H23V55L22 54H20ZM21 57L19 58V57H17V59L15 60V59H13L11 62H13V63H11V66H12V68H13V71L12 72H15V70H16V67H18V66H22L23 68L25 67V64H24V62L22 63V59H21ZM151 57V58H152ZM169 57V56H168ZM18 59L20 60L19 62H18ZM165 60V59H164ZM84 62H85V60H83ZM151 61V60H150ZM22 63V64H21ZM139 63H140V59L137 61V60H134V62H133V64H134V66H138L139 67ZM136 64V65H135ZM213 64H215V63H213ZM86 65H87V63H86ZM114 67H115V71L114 72H117V69L120 67L121 68V73L119 72V74L118 75H116L115 77H119L120 76V74H122V77H124L125 76V73L127 72V70H129L130 68H131V66L130 65H128L127 64V62L126 61H117V62H115L114 64ZM224 65V68H223V70H222V72L228 77V78H230L231 76H232V73H231V70H230V68H228L227 67V64H226V67H225V64H223ZM31 66V65H30ZM61 66V65H60ZM124 66H127V67H124ZM40 67V66H39ZM215 67V66H214ZM67 68V67H66ZM140 68H141V66H140ZM216 68V67H215ZM131 70V69H130ZM36 72H38V71H35V73ZM42 73H44V72H42ZM44 75V74H43ZM55 76H59L57 73L55 74ZM40 77H41V81H44L43 79H45L46 77H47V75H46V77H44V76H42V75H40ZM39 77V78H40ZM84 78V77H83ZM68 79H69V81H71V83L72 82H74L75 83V85L78 87V85L79 86H81L83 83H85L84 82V79H78L77 77H75L74 75H69V77H68ZM168 81V80H167ZM45 82V81H44ZM46 90V89H45ZM154 92V91H153ZM69 95L71 96V93H68V97H69ZM26 104H28L27 102H25ZM22 106V105H21ZM30 107H26V108H24V110H25V112H26V114H28L29 113V111H31V109H29ZM31 108H32V106H31ZM257 108V107H256ZM33 110H34V108H32ZM234 113H236V114H233V116H234V120H232V121H230V122H227V123H225V124H227L228 126H231V125H233L234 123H235V121H237L238 120V114H237V112L235 111ZM28 115H30V113L28 114ZM71 120H69V122H70ZM205 121H207V119H205L204 120V122ZM177 122V121H176ZM182 123H181V126L179 127L180 129H182L183 128V130H184V132H183V130L182 131H177L176 129V132L178 133H175V132H173L174 134H175V140L177 141H179V142H182V144L183 145H181V144H179V146H180V148L181 149H183V150H185V152H186V154H185V157H189L190 156V154H193L194 152H196V154L198 153L197 152V148H200V146L201 147H203V144L201 145V141L203 140H206V135L204 134L203 136H200V137H198V135H196L197 134V132H193L191 129H192V127L190 128V126H192L191 124L192 123H189V124H185V122H183V121H181ZM206 123V122H205ZM224 124V125H225ZM169 125V124H168ZM223 125V126H224ZM69 127L68 125H66V123H65V127ZM29 128V127H28ZM27 128V129H28ZM223 129V128H222ZM18 131H17V133H14V135H11V134H9V132H5V134L3 135V137L2 138H0V140H1V145H2V147L4 146V148L6 149V147L7 146H9V145H11L12 147H16L17 148V146H19V148H21V144L24 142V141H21V139H19L18 138ZM180 134V135H179ZM201 137H203V139L201 138ZM194 139V140H193ZM195 140H198V141H195ZM194 141V142H193ZM8 142V145L6 144ZM198 142V143H197ZM196 146H195V145ZM257 146H259V143H258V141H253L252 142V144H251V149H253L254 147H257ZM53 148V147H52ZM0 149L2 150V148H1V146H0ZM54 150H55V148H53ZM257 150H260V148L258 149L257 148ZM20 152V156H24V158H27V157H25V155L22 153V151L20 150L19 151ZM199 154V153H198ZM192 156V155H191ZM146 159H148V156H146L145 157ZM247 163H250L251 164V160H247ZM246 163V164H247ZM241 169H243L242 167H238L236 170H235V173L237 172V173H239L240 171H241ZM229 170V169H228ZM227 170V168H226V171H228ZM8 171V170H7ZM230 171H232V169L230 170ZM242 172V171H241ZM11 175V173L10 174H8V172H7V174H6V178H5V184H1L0 183V189L1 190H4L5 192L7 191V188H8V190H9V188H11L10 187V184H8V182H6L7 181V179H8V177ZM137 178H139L140 180H142V177L144 176V175H135ZM203 177H207V175H205V176H203ZM0 180H1V175H0ZM199 180H201V178H196L195 180H194V182L195 183H198V181ZM117 184H118V181L116 180V179H112V180H110L109 182H108V187H107V190H115V188H116V186H117ZM153 186L154 187H156V185L155 184H153ZM42 194H40V195H38V196H40V199L42 200V201H40V204L42 203V202H44V201H47L46 199H45V195L43 194L42 196H41ZM15 196H16V199L17 198H21L20 197V195L19 194H15ZM7 197H8V199H10V197L12 198V194H8L7 193V195L4 197L5 199H7ZM39 206V209H38V207L35 209V211L36 212H39L40 211V209H41V205H38ZM38 216L39 217H44L45 218V216L44 215H40L39 213H38ZM36 217V216H35ZM41 221V220H40ZM39 222V221H38ZM41 223V222H40ZM39 223V224H40ZM49 227H54V224H53V226H52V224H49ZM56 231L58 232V230H53L52 231V233L53 234H55L56 235ZM84 231H86V230H83L82 232H84ZM82 232H80V233H77V235H79V234H82ZM88 234V232L86 233V234H84V236H85V238H90V236H91V234L90 235H87ZM72 235H73V233H72ZM72 235H62L60 238H56V242H58V241H61V242H63V243H66L67 245H69V244H73V245H75V243H79L80 241L79 240H76V239H74L73 237H72ZM72 239H74V241L72 240ZM71 242V243H70ZM85 242V241H84ZM84 242H83V244H84ZM66 245V246H67ZM72 246V245H71ZM9 259H11V258H9ZM9 259H7V260H9ZM11 261V263H15L14 261H12V259L10 260Z\"/></svg>",
	"mask_w": 264,
	"mask_h": 264
},
{
	"label": "water",
	"instance_id": "6",
	"mask_svg": "<svg viewBox=\"0 0 264 264\" xmlns=\"http://www.w3.org/2000/svg\"><path fill=\"white\" fill-rule=\"evenodd\" d=\"M244 17L248 19V22L252 23V24H258L261 20V15L258 12H253L250 13V9H245L244 10ZM208 129V127L205 125L202 129V131L206 132V130ZM203 135V132L200 133V136Z\"/></svg>",
	"mask_w": 264,
	"mask_h": 264
},
{
	"label": "bare ground",
	"instance_id": "7",
	"mask_svg": "<svg viewBox=\"0 0 264 264\" xmlns=\"http://www.w3.org/2000/svg\"><path fill=\"white\" fill-rule=\"evenodd\" d=\"M92 92V91H91ZM1 197V196H0ZM35 233V232H34ZM37 233V232H36ZM36 233H35V235H36Z\"/></svg>",
	"mask_w": 264,
	"mask_h": 264
}]
</instances>
